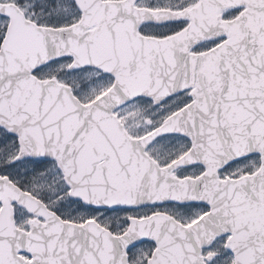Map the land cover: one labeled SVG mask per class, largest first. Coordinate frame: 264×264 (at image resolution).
I'll use <instances>...</instances> for the list:
<instances>
[{"label": "snow or ice", "instance_id": "6c2138e0", "mask_svg": "<svg viewBox=\"0 0 264 264\" xmlns=\"http://www.w3.org/2000/svg\"><path fill=\"white\" fill-rule=\"evenodd\" d=\"M0 264H264V0H0Z\"/></svg>", "mask_w": 264, "mask_h": 264}]
</instances>
